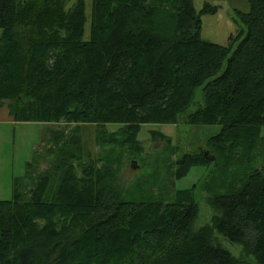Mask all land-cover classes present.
<instances>
[{
    "label": "trees",
    "instance_id": "trees-1",
    "mask_svg": "<svg viewBox=\"0 0 264 264\" xmlns=\"http://www.w3.org/2000/svg\"><path fill=\"white\" fill-rule=\"evenodd\" d=\"M249 3L218 43L202 36L204 15L217 11L208 2L93 0L86 38V0H0V108L56 125L38 151L50 165L0 200V264H264V167L212 194V223L194 228L197 184L170 201H127L114 157L138 155L145 124L221 125L208 140L213 153L175 162L177 178L218 164L221 150L239 161L264 140V0ZM86 124L97 126L96 153L84 146Z\"/></svg>",
    "mask_w": 264,
    "mask_h": 264
},
{
    "label": "rangeland",
    "instance_id": "rangeland-1",
    "mask_svg": "<svg viewBox=\"0 0 264 264\" xmlns=\"http://www.w3.org/2000/svg\"><path fill=\"white\" fill-rule=\"evenodd\" d=\"M194 1L198 10L205 5V0ZM212 1L214 2L211 4L217 6V11L204 15L202 36L214 42L226 43L228 33L234 32L237 27L233 19L234 13L237 10L248 11L250 3L249 0ZM92 3L93 0H86L88 16L86 38L90 33ZM193 107L195 108V105ZM5 110L4 108L0 109V200L13 197L16 179H23L31 169L40 171L46 165H50L51 161L45 158L44 152L47 150V137L51 135L52 128L56 126L55 124L14 121L9 119ZM65 126L67 132L73 127V125ZM106 127L111 131L117 128L112 124H108ZM152 132H161L167 137ZM219 132H221L219 124L194 125L185 121H178L175 124H145L142 126L138 136V143L142 150H138V155L126 154L125 157H120L116 154L114 156L118 164L121 161L118 165V183L121 186L123 198L134 202H146L157 197L170 201L176 191L190 190L197 184L194 192L195 198L200 204V211L194 228H199L207 222L212 223L216 211L209 205L208 198L215 193L238 189L252 169L264 167V140L260 139L252 151L245 149L246 153L239 161L235 160L232 152L226 150L225 153L221 150L216 154L218 164L212 163L209 167L195 164L185 174L177 178L175 173L178 167L175 162L182 154L197 152L199 148L210 150L208 140ZM80 134L84 146L88 150L93 153L100 150L95 138L96 125H83ZM262 135L264 136V131ZM235 143V141L231 142L234 147ZM225 145H228V142ZM237 147L238 149L245 148L242 145ZM250 147V144L246 146V148ZM38 151L44 154L41 158L38 157ZM210 151L212 152V150ZM248 154L251 156L248 157ZM48 156L50 157V155ZM170 159L171 166L167 167L165 164ZM38 161L40 164L37 167ZM133 161L136 162L135 166H132ZM30 163H35V166H30ZM214 240L221 242L236 256L246 257L254 262V259L244 252L242 245L231 244L217 232L214 233Z\"/></svg>",
    "mask_w": 264,
    "mask_h": 264
},
{
    "label": "crops",
    "instance_id": "crops-1",
    "mask_svg": "<svg viewBox=\"0 0 264 264\" xmlns=\"http://www.w3.org/2000/svg\"><path fill=\"white\" fill-rule=\"evenodd\" d=\"M204 2H205V3L208 2V3H212V4H213L214 1H212V0H205ZM233 19H234V21H235V23H236V25H237V21H236V13H234V17H233ZM203 24H204V22H203ZM202 29H203V28H202ZM229 35H230V33H228V35H227V39H226V40H228ZM206 39H207V38H206ZM208 40H209V39H208ZM219 43H221V42H219ZM3 108L6 109L5 112H6V114L8 115L9 119H13L12 116L9 114V109H8L7 107H2V108H0V109H3Z\"/></svg>",
    "mask_w": 264,
    "mask_h": 264
},
{
    "label": "water",
    "instance_id": "water-1",
    "mask_svg": "<svg viewBox=\"0 0 264 264\" xmlns=\"http://www.w3.org/2000/svg\"><path fill=\"white\" fill-rule=\"evenodd\" d=\"M210 159H211V160H214V156H212ZM135 164H136V162L133 161V162H132V166H135Z\"/></svg>",
    "mask_w": 264,
    "mask_h": 264
}]
</instances>
